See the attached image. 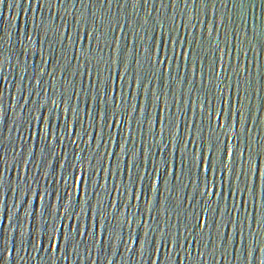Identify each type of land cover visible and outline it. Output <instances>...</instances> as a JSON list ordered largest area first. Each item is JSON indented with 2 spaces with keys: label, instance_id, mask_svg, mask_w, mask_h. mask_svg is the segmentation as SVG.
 Listing matches in <instances>:
<instances>
[{
  "label": "water",
  "instance_id": "1",
  "mask_svg": "<svg viewBox=\"0 0 264 264\" xmlns=\"http://www.w3.org/2000/svg\"><path fill=\"white\" fill-rule=\"evenodd\" d=\"M0 264H264V0H0Z\"/></svg>",
  "mask_w": 264,
  "mask_h": 264
}]
</instances>
